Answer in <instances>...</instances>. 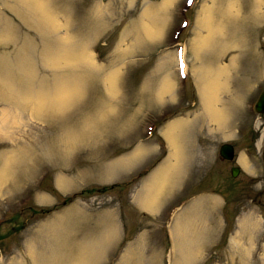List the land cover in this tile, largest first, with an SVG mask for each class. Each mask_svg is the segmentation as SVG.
Instances as JSON below:
<instances>
[{"label": "rangeland", "instance_id": "1", "mask_svg": "<svg viewBox=\"0 0 264 264\" xmlns=\"http://www.w3.org/2000/svg\"><path fill=\"white\" fill-rule=\"evenodd\" d=\"M21 1L0 0V223L23 210L0 264H264V0Z\"/></svg>", "mask_w": 264, "mask_h": 264}, {"label": "trees", "instance_id": "2", "mask_svg": "<svg viewBox=\"0 0 264 264\" xmlns=\"http://www.w3.org/2000/svg\"><path fill=\"white\" fill-rule=\"evenodd\" d=\"M164 151V150H163ZM162 151V152H163ZM160 156V155H159ZM158 156V157H159ZM157 157V158H158ZM146 170V168L145 169H143L142 171H140L136 176H134L133 177V179H135L136 177H138V175H140L141 173H143L144 171ZM125 184H128L127 182H125ZM116 184H108V185H99V186H90V187H85V188H82L81 190H79V191H75V192H73V193H71V194H69V195H66V196H64L63 198H62V201L61 202H59V203H56V204H53V205H51V206H42V207H38L37 208V210H36V212H39L40 214H45V213H47L48 211H50V210H52L53 208H55V207H58L59 205H61V204H63V203H65V202H68L70 199H72V198H74L75 196H77V195H83V194H90L91 192H93V191H95V190H106V189H109V188H111V187H113V186H115ZM22 209L20 210V211H17V212H15V213H12L10 216L11 217H13V219L15 218V217H17L18 215H20L21 213H22ZM11 217H8V218H6L5 220H3V222L4 221H8ZM3 222H1V223H3ZM0 223V224H1ZM23 224V223H22ZM20 225V227H18V229L17 230H19V229H21V227L23 226V225ZM15 229V230H16Z\"/></svg>", "mask_w": 264, "mask_h": 264}, {"label": "water", "instance_id": "3", "mask_svg": "<svg viewBox=\"0 0 264 264\" xmlns=\"http://www.w3.org/2000/svg\"><path fill=\"white\" fill-rule=\"evenodd\" d=\"M254 108L257 112H264V88L260 91L257 100L255 101ZM219 153L221 156L227 159H232L234 157V147L230 142H223L220 145ZM240 168L237 165H233L231 168V174L233 176L237 175Z\"/></svg>", "mask_w": 264, "mask_h": 264}, {"label": "bare ground", "instance_id": "4", "mask_svg": "<svg viewBox=\"0 0 264 264\" xmlns=\"http://www.w3.org/2000/svg\"><path fill=\"white\" fill-rule=\"evenodd\" d=\"M20 1H21V0H20ZM22 1H23V0H22ZM22 1H21V2H22ZM26 1H27V0H26ZM26 1H25V2H26ZM40 2H41V1H40ZM38 3H39V2H38ZM42 3H43V2H42ZM22 4H23V3H22ZM34 4H36V3H34ZM40 4H41V3H40ZM43 4H44V3H43ZM43 4H42V5H43ZM211 4H213V3H211ZM19 5H20V4H19ZM37 5H38V4H37ZM37 5H35V6H37ZM23 6H24V5H23ZM23 6L21 5V8H23ZM32 6H34V5H32ZM39 6H40V5H39ZM209 6H210V5H209ZM213 6H214V5H213ZM213 6H212V7H213ZM16 7H17V6H16ZM25 7H26V5H25ZM25 7H24V8H25ZM37 7H38V6H37ZM42 7H43V6H42ZM46 7H47V4H46ZM16 9H17V8H16ZM25 9H26V8H25ZM38 9H40V7H39ZM42 9H43V8H42ZM42 9H41V13H40V14H42L43 12H46V11H43V12H42ZM44 9H45V8H44ZM207 9H208V8H207ZM208 11H210V10H207V12H208ZM18 12H19V11H18ZM22 12H23V11H22ZM44 14H45V13H44ZM206 14H207V13H206ZM206 14H205V15H206ZM17 15H19V14H17ZM46 15H47V14H46ZM40 16H41V15H40ZM43 16H44V15H43ZM202 16H203V15H202ZM206 16H207V15H206ZM44 17H45V16H44ZM48 17H49V16H48ZM51 17H52V15H51ZM51 17H49V18H51ZM19 18H20V17H19ZM204 18H205V17H204ZM206 18H207V17H206ZM208 18H210V17H208ZM208 18H207V19H208ZM44 19H45V18H43V20H44ZM207 19H205V21H206ZM46 20H47V19H46ZM48 20H49V19H48ZM209 20H211V19H209ZM209 20H208V21H209ZM203 21H204V19H203ZM205 21H204V22H205ZM54 22H55V21H54ZM201 22H202V18H201ZM206 22H207V21H206ZM206 22H205V23H206ZM52 23H53V22H52ZM200 35H201V34H200ZM201 36H202V35H201ZM201 36H200V37H201ZM197 39L199 40V38H197ZM199 41H200V40H199ZM196 42H197V41H196ZM200 42H201V41H200ZM198 44H200V43H198ZM197 46H198V45H197ZM200 46H201V45H200ZM220 76H221V75H220ZM218 78H219V77H218ZM109 80H110V79H109ZM216 80H217V79H216ZM218 80H219V79H218ZM220 80H221V79H220ZM220 80H219V81H220ZM219 81H218V82H219ZM113 82H114V81H113ZM218 82H217V83H218ZM212 83H213V82H212ZM215 83H216V82H215ZM109 84H110V82H109ZM220 84H221V81H220ZM216 85H218V84H215V85H212V86L214 87V86H216ZM222 85H223V83H222ZM109 86H110V85H109ZM111 86H112V85H111ZM207 86H208V85H207ZM213 87H212V89H215V88H216V87H215V88H213ZM217 87H218V86H217ZM111 88H112V87H110V90H111ZM165 89H166V88H165ZM207 89H209V87H208ZM210 89H211V86H210ZM210 89H209V90H210ZM212 89H211V90H212ZM221 89H222V88H221ZM217 90H218V89H217ZM166 91H167V90H166ZM210 92H211V91H210ZM165 93H166V92H165ZM63 94H64V93H63ZM208 94H209V92H208ZM69 95H70V94H69ZM209 95H210V94H209ZM64 96H66V95L64 94ZM67 96H68V95H67ZM208 98H209V97H208ZM210 98H211V96H210ZM210 98H209V99H210ZM66 99H68V97H67ZM210 101H211V100H210ZM208 102H209V101H208ZM208 105H209V104H208ZM210 106H211V104H210ZM209 108H211V107H209ZM212 108H213V107H212ZM212 108H211V109H212ZM217 109H218V108H216V110H217ZM213 110H215V107L213 108ZM213 110H212V111H213ZM218 110H219V111H218ZM218 110H217V112H218L217 115L220 116L221 114L219 115V113H220V111H222V109H221V110L218 109ZM223 112H225V111H223ZM221 113H222V112H221ZM214 114H216V111L214 112ZM222 114H223V113H222ZM224 115H225V114H224ZM224 115H223V116H224ZM214 116H215V115H214ZM223 116L221 115L222 118H223ZM216 117H217V116H216ZM221 117H220V118H221ZM217 118L219 119V117H217ZM173 123H174V122H173ZM176 123H178V122H176ZM170 125H171V124H170ZM172 126H173V125H172ZM172 126H171V127H172ZM171 127H170V128H171ZM0 133H1V132H0ZM5 169H6V168H5ZM5 169H4V170H5ZM6 170L9 171L8 169H6ZM168 171H169V170H168ZM1 172H2V171H0V173H1ZM3 172H4V171H3ZM3 172H2V173H3ZM162 172H164V171H162ZM159 173H160V172H158V174H159ZM164 173H166V172H164ZM164 173H163V174H164ZM161 174H162V173H161ZM1 175H2V174H1ZM8 175H9V174H8ZM8 175H7V176H8ZM7 176H5V178H6ZM160 176H161V175H160ZM163 176H164V175H163ZM165 176H166V175H165ZM152 177L154 178V176H152ZM161 177H162V176H161ZM161 177H160V178H161ZM3 178H4V177H3ZM160 178H159V179H160ZM164 178H165V177H164ZM0 179H2V178H0ZM157 179H158V178H157ZM4 180H5V179H4ZM153 180H154V179H153ZM161 180H162V178H161ZM165 180H167V179H165ZM165 180H164V181H165ZM156 181H157V180H156ZM0 182H1V181H0ZM160 183H161V182H160ZM164 183H165V182H164ZM156 184H158V181L156 182ZM156 184H155V185H156ZM148 185H149V184H148ZM149 186H150V185H149ZM149 186L146 185V187H149ZM158 186H159V185H158ZM156 187H157V186H156ZM161 187H162V186H161ZM146 189L148 190V188H146ZM160 189H161V188H160ZM153 190H154V189H153ZM155 190H157V189H155ZM158 190H159V188H158ZM145 191H146V190H145ZM146 192H147V191H146ZM149 192H151V191H149ZM155 192H156V191H155ZM159 192H160V191H159ZM152 193H153V192H152ZM146 194H147V193H146ZM139 195H140V194H139ZM142 195H143V194H142ZM144 195H145V194H144ZM152 195H153V194H152ZM146 196H148V195H146ZM156 196H157V192H156ZM160 196H161V195H160ZM137 197H138V196H137ZM151 197H152V196H150V199H151ZM147 198H148V197H147ZM153 198H155V197H153ZM140 199H141V197H140ZM142 199H143V198H142ZM142 199H141V200H142ZM144 200H145V199H144ZM146 201H148V199H147ZM150 201H151V200H150ZM142 202H143V200H142ZM148 202H149V201H148ZM140 203H141V201H140ZM144 203H145V202H144ZM150 204H151V203H150ZM143 205H144V204H143ZM145 208H146V206H145ZM158 209H159V208H158ZM151 212H152V210H151ZM178 226H179V225H178ZM178 226H177V227H178ZM182 226H183V225H182ZM182 226H181V227H182ZM186 226H187V225H186ZM183 227H184V226H183ZM183 227H182V228H183ZM175 228H176V227H175ZM179 228H180V227H179ZM198 228H199V226H198ZM177 231H178V230H177ZM180 231H181V230H180ZM182 231H183V230H182ZM184 231H185V230H184ZM180 233H181V232H180ZM180 233H179V234H180ZM194 241H195V240H194ZM192 247H194V246L192 245ZM192 247H191V248H192ZM194 248H195V247H194Z\"/></svg>", "mask_w": 264, "mask_h": 264}, {"label": "snow or ice", "instance_id": "5", "mask_svg": "<svg viewBox=\"0 0 264 264\" xmlns=\"http://www.w3.org/2000/svg\"><path fill=\"white\" fill-rule=\"evenodd\" d=\"M192 2V0H189V3H191ZM181 74H183V67H184V65H183V61H181Z\"/></svg>", "mask_w": 264, "mask_h": 264}]
</instances>
